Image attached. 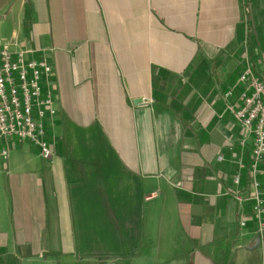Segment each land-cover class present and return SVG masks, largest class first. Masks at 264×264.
<instances>
[{
	"label": "crops",
	"instance_id": "1",
	"mask_svg": "<svg viewBox=\"0 0 264 264\" xmlns=\"http://www.w3.org/2000/svg\"><path fill=\"white\" fill-rule=\"evenodd\" d=\"M0 45L51 64L57 110L50 159L0 143V264H264L224 99L264 83V0H0Z\"/></svg>",
	"mask_w": 264,
	"mask_h": 264
},
{
	"label": "built area",
	"instance_id": "2",
	"mask_svg": "<svg viewBox=\"0 0 264 264\" xmlns=\"http://www.w3.org/2000/svg\"><path fill=\"white\" fill-rule=\"evenodd\" d=\"M55 72L46 59H35L33 50L11 52L0 45V143L12 140L27 141L40 150L48 160L53 156L51 135L46 118L54 116ZM247 87L236 100L234 91L224 96L225 112L233 116L244 132L240 145H252L250 163L245 166L237 159L238 171L234 176L235 191L231 196L241 209L240 225L247 226L244 204L248 198L242 194L243 170L247 167L250 181L252 212L257 219V235L264 244V83L250 68L240 76ZM9 146L0 149V159L8 160ZM224 161L223 156L218 158Z\"/></svg>",
	"mask_w": 264,
	"mask_h": 264
},
{
	"label": "rangeland",
	"instance_id": "3",
	"mask_svg": "<svg viewBox=\"0 0 264 264\" xmlns=\"http://www.w3.org/2000/svg\"><path fill=\"white\" fill-rule=\"evenodd\" d=\"M96 264H109V263H106V262H97ZM113 264H117V263H113Z\"/></svg>",
	"mask_w": 264,
	"mask_h": 264
},
{
	"label": "water",
	"instance_id": "4",
	"mask_svg": "<svg viewBox=\"0 0 264 264\" xmlns=\"http://www.w3.org/2000/svg\"><path fill=\"white\" fill-rule=\"evenodd\" d=\"M137 103V102H136Z\"/></svg>",
	"mask_w": 264,
	"mask_h": 264
}]
</instances>
